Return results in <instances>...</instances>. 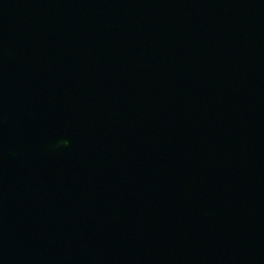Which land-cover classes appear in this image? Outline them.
<instances>
[{
    "label": "water",
    "instance_id": "obj_1",
    "mask_svg": "<svg viewBox=\"0 0 264 264\" xmlns=\"http://www.w3.org/2000/svg\"><path fill=\"white\" fill-rule=\"evenodd\" d=\"M0 264H264V0H0Z\"/></svg>",
    "mask_w": 264,
    "mask_h": 264
}]
</instances>
